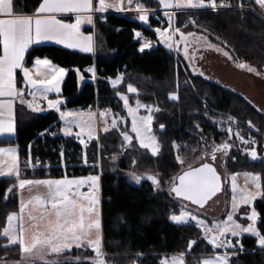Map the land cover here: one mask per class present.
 Returning <instances> with one entry per match:
<instances>
[{
    "label": "trees",
    "instance_id": "16d2710c",
    "mask_svg": "<svg viewBox=\"0 0 264 264\" xmlns=\"http://www.w3.org/2000/svg\"><path fill=\"white\" fill-rule=\"evenodd\" d=\"M229 1L237 4L239 0ZM37 3L38 0H14V10L17 14L31 15ZM142 3L147 8H161L155 0H142ZM189 17H197L198 22L196 26L186 29L209 33L213 40L227 47L235 57L257 69L264 66V22L253 13L246 10L188 11L177 15V25L182 27ZM148 23L154 29L165 28L160 20L153 17ZM94 30L105 45L106 55L95 57L55 45H40L29 51L27 64L32 65L37 58H46L67 70L59 96L66 98L67 102L60 106V111L110 110L124 117L127 114L117 93L125 94L128 84L138 90V98L142 102L159 109L155 112L153 124L161 146L157 156L137 143L126 148L121 132L117 130L108 131L101 135L99 144L96 141L92 144L95 156L98 145L101 150L103 233L107 262L160 264L164 258L184 253L186 264H200L204 257L212 253V248L204 242L203 231L193 224L172 223L170 218L180 215L182 211L181 200H177L168 190L182 173V166L176 159V145L180 146L182 152L194 150L188 159L192 164L205 157L209 150L212 153L214 145L231 142L232 128H229V132L222 121L232 117L234 125L259 141L260 158L252 160L247 154L233 149L226 166L227 172L264 174V113L241 94L192 74L175 52L162 46L141 51L142 43L136 38V32L146 33L154 40L157 34L146 29L138 15H99L95 17ZM92 67L96 69L97 79L89 71ZM77 72L84 78L81 87ZM120 75L123 77L122 86L113 87L111 80ZM19 83L21 85V81ZM170 94H177V99L172 100ZM17 116L15 137L0 139V146H17L22 153L32 144L33 157L44 163L54 159L55 150L60 144L66 148L73 147L74 155H78L79 146L71 138H39L41 133L58 121L59 114L55 111L34 114L25 119L18 111ZM160 125H164V128L161 129ZM228 145L230 150L225 151L229 152L231 143ZM128 172L141 176L139 185L128 180ZM78 175L88 173L76 172L74 176ZM149 176L155 177L158 184H153ZM51 177L62 176L45 170L21 174V178L27 179ZM17 184V179H0V232L6 226V216L19 212ZM9 188L12 191L5 201ZM257 209L263 222L258 225L264 234V197L257 203ZM241 239L242 252L233 255L231 263L264 264V249L257 245L256 238L244 236ZM190 242H196L191 250ZM7 243L6 238H0V261L19 262L22 258L19 246L4 247ZM83 251L75 249L65 256L93 255L90 251Z\"/></svg>",
    "mask_w": 264,
    "mask_h": 264
},
{
    "label": "snow or ice",
    "instance_id": "6c2138e0",
    "mask_svg": "<svg viewBox=\"0 0 264 264\" xmlns=\"http://www.w3.org/2000/svg\"><path fill=\"white\" fill-rule=\"evenodd\" d=\"M158 3L165 9H210L216 10V0H158ZM249 3L258 5L264 9V0H249ZM135 6L138 13V19L144 24H148L150 13L146 10L144 4L139 0H38L37 6L31 15H19L14 10V0H0V135L12 134L14 127V102L19 101L21 104H27V107L35 112L43 109L39 107L37 98L47 100L48 107L55 109L60 113V118L65 121V127L62 129L65 136H72L73 131L71 125L74 123L80 129L75 133L77 138H81L85 133L89 139L95 135V116L96 113L88 112H63L60 111L61 100L48 99L50 92H60L61 80L67 71L63 67H58L48 59L37 58L34 61V68L30 69L25 66V53L30 45L41 41H55L57 44L65 45L68 48H78L81 52L91 53L94 51L93 36L84 35L81 26L84 24H93L94 13H104L109 9L117 11H128L131 6ZM243 0L238 7L244 8ZM220 7H228L227 4L221 3ZM62 14H73L74 22H65L64 19L58 18ZM154 14V13H152ZM169 17V27L174 13H165ZM192 23H195L192 21ZM149 30H152L149 26ZM155 33L158 34L169 48L173 47L168 41L173 39L176 33H179L180 40L174 41L175 44L184 42L185 57L187 52V37H192L195 42L205 41L207 37H196L194 33L181 32L179 28L165 35L168 29L161 30L156 28ZM136 36L140 37L141 33L136 32ZM150 41L145 39L141 46V51L150 46ZM216 47V45H209ZM219 51L220 49L217 48ZM224 55L228 56L227 52ZM231 58V57H229ZM238 68H247L249 72H255L256 69L244 62L237 64ZM17 70L23 73V82L28 86V94L32 96L31 100L24 99V90L17 87ZM94 74V69H89ZM259 74V73H257ZM203 75V73H201ZM122 77L112 80L115 87L120 83ZM127 91L129 93H137V89L128 84ZM117 95L124 102L128 114L132 117L131 132L135 133V138L139 141L140 147L150 149L152 155L159 152V145L156 143V137L152 134L151 115L153 108L142 104L139 99L136 100V107L129 106V98L119 92ZM170 98L175 100L177 97L170 94ZM139 108H147L150 113L147 116H138ZM159 111V109H155ZM107 113L100 112V116L104 117ZM71 118V119H69ZM229 119H233L229 117ZM116 120L112 121V127L116 126ZM163 129L164 125H160ZM108 132L106 126L103 129ZM231 132V129H229ZM123 140L131 143L132 137L128 131L121 132ZM239 137V133H237ZM243 140V137H239ZM255 140L244 141V143H255ZM81 144L85 141L81 138ZM230 147L227 143L214 145L212 148V158L215 159V153L223 148L227 150ZM245 151L249 152L253 160L258 159L255 148ZM0 157L6 159L0 160V176H15L18 184L15 187L23 190L26 186H44L46 195L34 196L25 202L20 201L19 214L12 212L6 216V226L0 232V238L7 239L8 246H19L21 253V261L16 264H35L36 260L43 261V264H107L106 255L103 251L102 225L99 212V176L90 175L80 178H59V179H27L20 178L17 150L14 148H0ZM115 159V157H113ZM177 161L183 165L182 157L177 156ZM85 163L87 160L85 159ZM135 163V161H133ZM7 169V172L4 169ZM132 179L137 183L141 182V176L135 172L130 173ZM251 177L252 183L255 185L256 192L237 193L235 185V177H233L232 185V212H229L226 219L213 222L208 226L204 220L191 216L196 220L197 225L204 229V239L213 249L235 248L231 237H239L243 233L251 234L256 238L257 245L264 249V234L258 230L256 222L258 213L253 208L250 214H245L246 219L250 221L247 226L242 225L234 219V214L240 204L251 205L257 196L264 195L260 191L261 183L259 174L245 173ZM148 179L153 184L158 181L153 176ZM179 183H173L170 191L174 192L177 197H183L186 200L203 206L212 196L221 190L220 177L216 170L208 163H203L200 167L189 168L178 176ZM87 185V191L84 187ZM12 191L11 188L6 190L7 194ZM191 214L181 211L180 215H172L170 218L175 222H184ZM190 242L189 250L192 244ZM239 244V241H237ZM243 248V245H240ZM73 249H90L94 255L76 256L75 258L64 256L66 252ZM47 256L63 257V259H46ZM4 264H7L5 261ZM160 264H169L167 259H162ZM170 264H185V254L179 253L171 257ZM200 264H230V254L227 251L223 253L213 252L200 261Z\"/></svg>",
    "mask_w": 264,
    "mask_h": 264
},
{
    "label": "rangeland",
    "instance_id": "374dc122",
    "mask_svg": "<svg viewBox=\"0 0 264 264\" xmlns=\"http://www.w3.org/2000/svg\"><path fill=\"white\" fill-rule=\"evenodd\" d=\"M256 7H258L262 13H264V9H261L259 6H256ZM97 16L98 15H93L94 19ZM70 17H71V14H70V16H67L66 19H64L65 22H74V18L70 19ZM171 26H172V24H171ZM81 31L84 33V35H92L93 36V44H94V51L93 52H91V53L81 52L78 48H76V49L68 48L65 45L57 44L55 41H41L39 43H34V44L30 45L28 51L25 53V61H24L25 66L29 67L30 69L34 68V63L32 65H28L27 64V56H28L29 51L33 47L40 46V45H55V46H59V47L65 48V49L79 51L81 53L89 54V55H92V56H95V57L98 56V55H103V53L105 52L104 51L105 50L104 49V43L101 41V39H99V37L97 38L95 30H94V23L91 24V25H89V24L82 25L81 26ZM171 33H168V34H165V35H169ZM202 33H205V32H202ZM205 34L209 35V33H205ZM136 38L138 40H140V37L136 36ZM149 41L151 42L150 46L145 48L144 50H148V49L154 47L155 45L156 46L158 45V42H156V40H154L152 38H149ZM174 41H175V37L173 36V39L168 41V43H172L173 44V47L169 48L167 46V44L164 42V40L162 38H160L161 45H163L164 47H166L168 49H171V50L175 49ZM141 43L143 45L144 41H141ZM40 59H46V58H40ZM240 60H242L247 65L251 66L245 60H243V59H240ZM237 61H239V58H237ZM58 67H60V66H58ZM263 68H264V66H261L259 69L255 68L256 71L255 72H251V73L254 74L255 76H258V77L264 79V76L261 74V71L263 70ZM91 69H95V67H92ZM90 73L92 74L93 72L90 71ZM257 73H259V74H257ZM66 76H67V71L65 72V74L63 76V79L61 80L60 92L59 93L50 92L48 94V99L60 98L59 96L62 93V87H63V83H64V80H65ZM118 77H122V76L120 75ZM77 78H78L79 87H81V85L84 82V78H83V76L81 75L80 72H77ZM94 78L97 79V77H94ZM117 78H115V79H117ZM112 80H114V79H112ZM17 81H18L17 87L24 90V99L25 100H31L32 96L28 94L29 89H28V86L23 82V73L20 70H17ZM19 81H21V85H20ZM121 82H122V79H121L120 83L116 85V86H118L117 88L122 86V85H120ZM112 86H113V84H112ZM259 86H261V85L259 84ZM261 87H263V86H261ZM262 89L263 90L258 88V86H254V88H253L254 93L252 92L251 94H249L252 100L250 99V97H249V99L253 103L255 102L261 108L264 107V87ZM122 95L128 96V98H129V106H131L133 108L136 107V100L139 99L138 98V95H139L138 91H137V93H129L128 91H126L125 94H122ZM174 95L176 97H178L177 94H174ZM119 98H120V96H119ZM139 101L142 104L151 106L153 108V111L151 113V115L153 116L151 128H152V134L156 137V143L159 145V152H160V147L161 146H160V143H159V141L157 139V135L155 133L154 126H153V124H154V115H155V112H156L155 109H157V107L155 105H152V104H146V103L142 102L140 99H139ZM37 103H38L39 107L43 109L40 112L33 111L32 109L27 107V104H21L18 100L15 101L14 102V127H15V131H14V133H12L10 135L9 134H4V135L11 136V137H13L15 135V133L17 131V118H18L17 112L18 111L21 112V117L23 116V119L29 118L30 116H32L34 114H43V113L47 112V110L55 111L57 113V111L55 109H52V108L48 107L47 100L37 98ZM122 103H123V106H124V102L123 101H122ZM124 109H125L126 114H127L124 117H121V116L117 115L116 113H113L110 110H107V113H106V115L104 117L100 116V112H105L106 110H101V111H95V110H92V109L91 110H87V111H70L69 110V112H77V113L85 112L86 113L88 111H92V112L96 113V116L94 118V120H95V128H96V132H95L94 137L92 139H89L86 133L82 136V138H86L90 142L96 141L97 144H99V140H100L101 135L107 133V132L103 131V129L107 126L109 128V131H111V130H117L119 132H123L125 130L128 131L129 135L133 139H132L131 143L125 142L123 140L126 148L131 147L132 143H137V145L140 147L139 141L135 138V133L131 132L132 117L128 114L127 108H125V106H124ZM64 112H68V110H66ZM149 114L150 113L148 112L147 108H139L137 110V115L138 116H147ZM59 118H60V114H59ZM69 119H71V118H69ZM113 120H116V122H117L115 127H112V121ZM62 122L65 123L64 120ZM222 122L225 124L224 128L225 127H227V129L232 128V133H231L232 140L230 142L232 149L229 152L225 151L226 153L225 152L219 153V155L217 157V160H216V163H215L216 169H217L218 173L220 174L221 180H222V190H221V195H220V204H219V206L216 208V210L214 212H206V211L197 209L196 207H194L193 205H191L189 203L180 201V206L182 208V211L188 212L191 215L184 222H175V221L171 220V222L175 223V224H193V225L197 226L199 229H201L203 231V236H204L203 227L198 226L196 220H193L191 218V216H196L198 219L204 220L208 226H211L213 222H219V221H222V220L226 219L227 214L229 212H232L233 177H235V181L234 182H235V185H236L237 193H239L241 191H244V192H256L257 191L255 185L252 183L251 177L245 175V173H250V172H239V173L229 174L227 172V170H226V166H227V164L229 162L230 155L233 153L232 152L233 149H236L238 152H241L244 155L247 154L249 156V158L252 159L250 157V155H249V152L245 151V149L251 150V149L255 148L256 151H257V154H258V159H259L260 158V153L258 152L259 151V141L255 137L248 136L249 134H245V132L243 130H240L236 125H234V121L232 119H224ZM71 127H72V131H73V136H75V133L79 132L80 129L78 127H76V125L74 123L71 125ZM237 133H239V137H243V140H241L237 136ZM122 138H123V136H122ZM252 140H255L256 142L255 143H244V141H252ZM230 143H227V144H230ZM143 149H145V148H143ZM146 150H148L151 153L150 149H146ZM176 150L178 151V156L182 157L183 160H184L183 165H181L182 166V172L187 170L188 169L187 167H189V166L196 167V166L204 163L205 161H210V155H211V151L210 150L208 152H206V156H205L206 158L205 157L200 158V159L194 161L192 164H190L188 159L191 158V156H192V154L194 152L193 149H188V151L182 152V151H180V146L176 145ZM159 152L155 156H157L159 154ZM96 154H97L96 155L97 160H99V162H101V150H100V146L99 145H98ZM262 155L264 157V142H263V145H262ZM21 164H22V160H21ZM101 171H102V167L100 168L99 172L96 173V174H101ZM130 173H132V172L126 173V177L128 178V180L134 185H139L140 183H137L135 180H133L132 176L130 175ZM252 174L256 175L254 173H252ZM259 176H260V183H261L260 191L262 193H264V174H259ZM175 183H176V181H175ZM158 188H160V187L158 186ZM170 189H171V187L168 188V190H170ZM263 197H264V195L257 196L253 200L251 205L240 204L239 208L237 209V211L234 214V219H236L238 223L247 226L250 222L246 221V218H245L246 215L245 214L246 213L250 214V212H251V210L253 208H255V210L258 213V218H260L261 213L257 209V203ZM246 222H248V223H246ZM258 230L260 231V227L258 228ZM228 235H230V233L227 234V236ZM244 235H250L251 236V234L243 233L239 237H232L233 240H234V243H235V248H228V249H223V248H221V249H213L212 245L208 244L207 241L204 239V237H203V239H204L205 244L209 245L212 248V253L213 252L223 253L224 251H227L230 254V264H232L231 263L232 256L233 255L234 256L238 255V254H240L242 252V249L240 248V245H242V243H241L242 239L241 238ZM237 241H239V244H237ZM193 246H194V244H192V247ZM85 251H87V250H84L83 252H85ZM83 256L90 257V255H88V254L85 255V253H83L82 257ZM171 257L172 256H170L168 258H164V259H167L169 261V264H170ZM206 257H204V258H206ZM4 262L5 261H0V264H4ZM6 262H7V264H16V263L11 262V261H6ZM35 264H39V263H35ZM107 264H113V263L107 262ZM185 264H186V262H185Z\"/></svg>",
    "mask_w": 264,
    "mask_h": 264
},
{
    "label": "crops",
    "instance_id": "0c3cea01",
    "mask_svg": "<svg viewBox=\"0 0 264 264\" xmlns=\"http://www.w3.org/2000/svg\"><path fill=\"white\" fill-rule=\"evenodd\" d=\"M155 1L158 2V0H155ZM139 2L142 3V0H139ZM96 3L98 4V0H96ZM173 3H174V0H173ZM160 6H161L160 9H153V8H147L146 7V10H150L154 13V14L149 15V19L153 17L155 19L160 20L163 23V25L165 26L164 29H168V32L165 34L171 33L174 31V29L179 28L180 31L184 32L185 34L191 32V33H194L196 35V37H200V36L207 37V42L202 41V40L199 42H195L192 37H187V40H188V43H187L188 57L187 58L185 57L186 45L184 42H180L178 45L175 44L174 50L168 49L166 47L165 48L170 50V51L175 52L184 61V63L189 68V70L192 74L202 76L207 80L215 82V83H217V84H219L225 88H228V89H230L236 93L241 94L249 102H251L258 110H260L261 112L264 113V107L261 108L255 102L253 103L251 101L252 99L249 95L252 92L254 93V91H253L254 86H258V88L263 90L262 88L264 87V79H262L258 76H255L251 72L247 71V68H243V69L238 68L237 67V64H238L237 58L234 56L232 51H230L227 47H225L221 43L213 40V38L210 35H207V34L202 33V32H197L196 30H188L186 28L179 27L177 25V15L180 13L174 14V16L172 17V20H171L172 26L169 27V17L165 15L166 12L169 14H172V11H174V10L181 12V10H195V9H192V8H185V9L168 8V9H165L162 5H160ZM134 12H136V10H135V6L133 5L129 8L128 11L121 12V11H117L115 9H109V10L105 11L104 13H98L97 12V13H94L93 15L99 16V15H106L108 13L128 15V14H133ZM19 15H22V14H19ZM67 16H70V14H62L58 18L66 19ZM73 18H74V15L71 14L70 19H73ZM94 21H95V19L93 17V23H94ZM174 37H175V41L180 40L179 33H176ZM149 38H151V37H149ZM160 38L161 37L157 34V39H155L156 42H158L157 46L164 47L160 43ZM209 45H216V47H210ZM157 46L155 45L154 47H152L150 49L156 48ZM217 48H219L220 50L218 51ZM104 49H105L104 50L105 52L103 53V55H106L107 51H106L105 45H104ZM150 49H148V50H150ZM225 52H227L229 55L228 56L224 55ZM229 57H231V58H229ZM201 73H203V75H201ZM92 76L97 77L96 69H94V74L92 73ZM122 83H123V77H122V82L120 85H122ZM259 84L263 87L259 86ZM117 87L118 86H116V88ZM249 97L251 100L249 99ZM47 111H49V110H47ZM95 111H99V110H95ZM15 135H16V133H15ZM15 135L13 137L7 136V135H0V139L14 138ZM0 148H14L17 150L18 164H19V171H20V178H21V169H20L21 168V165H20L21 151L19 150V148L17 146H0ZM3 159H6V157H0V160H3ZM4 171L7 172V169L5 168ZM87 176H90V175L69 176L68 178H80V177H87ZM95 176H99V178H100L98 181L99 192L97 193L99 200H100L98 208H99V212H100L101 225H102L103 251L106 255V252L104 249V233H103L102 178H101V174H96ZM3 178L16 179L15 176H7V175L0 176V179H3ZM59 178H64V177L63 176L62 177H51V178H46V179H59ZM84 188H87V185ZM46 191L47 190L44 186H31V187L26 186L25 189H23V190L18 188V190L16 191V195H17L18 201L20 203L21 200H24L25 202H27V200L29 198L37 196V195L44 196V195H46ZM18 214H19V212H18ZM245 218H246V216H245ZM246 221H248V220L246 219ZM246 223H248V222H246ZM256 226L259 228L258 224H256ZM244 236H250V235H244ZM73 250H75V249H73ZM81 250H87V251L91 252L90 249H81ZM69 253L70 252H66L64 254V256L66 254H69ZM46 259H63V257L47 256ZM35 263H43V261H40L39 259H37Z\"/></svg>",
    "mask_w": 264,
    "mask_h": 264
},
{
    "label": "built area",
    "instance_id": "2783aa9c",
    "mask_svg": "<svg viewBox=\"0 0 264 264\" xmlns=\"http://www.w3.org/2000/svg\"><path fill=\"white\" fill-rule=\"evenodd\" d=\"M225 3L228 5V7H220L221 3ZM233 4L229 0H216L217 3V9L216 10H210V9H195V10H181L180 11H172L174 14L188 12V11H208V12H218V11H227V10H247L254 15H256L260 20L264 22V13L260 11V9L256 6H253V3H249V0H243L244 8L241 9L238 7L239 3ZM150 14L153 12L150 10H147ZM133 15H138L137 12H134ZM194 21L195 23H192ZM198 22L197 17H189L187 20L183 23V28H188L190 26H196ZM145 39L149 40V36L146 33H142L140 36V41H145ZM243 62L239 59L238 61ZM261 74L264 76V68L261 71ZM63 120L61 118L58 119L56 123H54L50 128H48L46 131L41 133L39 135V138H42L45 140L46 138H63L65 140L72 139L78 146V155H74V148H66L63 144H60L59 147L55 150V157L52 160H47L46 163L40 161L39 159H35L33 157V151H32V144H30L27 151H24L21 153V174H25L26 172H36L37 170H45L46 172L50 173L53 171L54 174H58L59 176L63 177H69L74 176L76 172H79V174H82L84 172H87L88 175H95L99 172L101 168V162L97 160L96 156L94 155V151L92 149V143L86 138H82L85 141V144L80 143L81 138H77L75 136H65L62 129L65 127V123L62 122ZM262 138L264 140V130L262 131ZM98 157V156H97ZM85 159L87 160V163H85ZM84 191H87V188L83 189ZM262 216L257 219L256 224H262L261 221ZM192 223V222H191ZM228 238L231 239L232 244L235 245L233 238L228 235Z\"/></svg>",
    "mask_w": 264,
    "mask_h": 264
},
{
    "label": "water",
    "instance_id": "95a60500",
    "mask_svg": "<svg viewBox=\"0 0 264 264\" xmlns=\"http://www.w3.org/2000/svg\"><path fill=\"white\" fill-rule=\"evenodd\" d=\"M142 24H143V26L146 28V29H148L149 30V23L146 25V24H144L143 22H142ZM150 28L152 29V30H150V31H152V32H155L154 30V28H152L151 26H150ZM60 100H61V104H60V106L61 105H64L66 102H67V99L66 98H59ZM59 113V112H58ZM224 149L223 148H221V149H219L218 151H216V153H215V159H213L212 158V155H210V161H205L204 163H208V164H210L215 170H216V172H217V174L219 175V177H220V183H221V190H222V180H221V176H220V174L218 173V171H217V169H216V166H215V163H216V160H217V157H218V155H219V152L220 151H223ZM227 150H230V147L227 149ZM206 158V157H205ZM203 164V163H202ZM202 164H200V165H198V166H196V167H193V168H197V167H200ZM181 174H183V172L181 173ZM180 174V175H181ZM179 183V180H178V177H177V179H176V184H178ZM221 190L219 191V192H217L214 196H212L203 206H200V205H197V204H195V203H193L192 201H189V200H186V199H184L183 197H177L176 195H175V193L174 192H171L172 194H173V196L177 199V200H181V201H183V202H186V203H189V204H191V205H193L194 207H196L197 209H199V210H203V211H206V212H214L215 210H216V208L219 206V204H220V195H221Z\"/></svg>",
    "mask_w": 264,
    "mask_h": 264
},
{
    "label": "flooded vegetation",
    "instance_id": "af4514ba",
    "mask_svg": "<svg viewBox=\"0 0 264 264\" xmlns=\"http://www.w3.org/2000/svg\"><path fill=\"white\" fill-rule=\"evenodd\" d=\"M225 152V149L223 151H220L219 153ZM228 152V151H227Z\"/></svg>",
    "mask_w": 264,
    "mask_h": 264
}]
</instances>
